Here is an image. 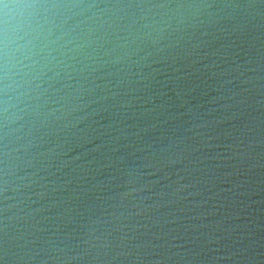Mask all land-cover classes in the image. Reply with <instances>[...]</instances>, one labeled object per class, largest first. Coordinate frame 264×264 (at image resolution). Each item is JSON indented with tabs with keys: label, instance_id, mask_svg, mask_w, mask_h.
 I'll return each instance as SVG.
<instances>
[{
	"label": "water",
	"instance_id": "obj_1",
	"mask_svg": "<svg viewBox=\"0 0 264 264\" xmlns=\"http://www.w3.org/2000/svg\"><path fill=\"white\" fill-rule=\"evenodd\" d=\"M0 264H264V0H0Z\"/></svg>",
	"mask_w": 264,
	"mask_h": 264
},
{
	"label": "clouds",
	"instance_id": "obj_2",
	"mask_svg": "<svg viewBox=\"0 0 264 264\" xmlns=\"http://www.w3.org/2000/svg\"><path fill=\"white\" fill-rule=\"evenodd\" d=\"M9 6L7 4H4V8L7 9Z\"/></svg>",
	"mask_w": 264,
	"mask_h": 264
}]
</instances>
